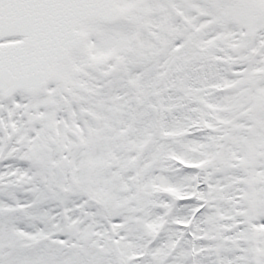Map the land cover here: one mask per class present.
Returning <instances> with one entry per match:
<instances>
[{"label": "snow or ice", "instance_id": "6c2138e0", "mask_svg": "<svg viewBox=\"0 0 264 264\" xmlns=\"http://www.w3.org/2000/svg\"><path fill=\"white\" fill-rule=\"evenodd\" d=\"M0 264H264V0H0Z\"/></svg>", "mask_w": 264, "mask_h": 264}]
</instances>
